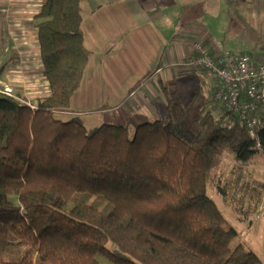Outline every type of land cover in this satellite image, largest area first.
<instances>
[{
    "label": "trees",
    "instance_id": "trees-1",
    "mask_svg": "<svg viewBox=\"0 0 264 264\" xmlns=\"http://www.w3.org/2000/svg\"><path fill=\"white\" fill-rule=\"evenodd\" d=\"M83 2L45 0L34 17L49 94L33 107L0 98V264H257L231 247L208 189L240 220L258 212L264 183L247 166L264 154V120L248 129L215 92L182 103L163 85L164 119L66 118L90 56Z\"/></svg>",
    "mask_w": 264,
    "mask_h": 264
},
{
    "label": "crops",
    "instance_id": "crops-1",
    "mask_svg": "<svg viewBox=\"0 0 264 264\" xmlns=\"http://www.w3.org/2000/svg\"><path fill=\"white\" fill-rule=\"evenodd\" d=\"M44 2L0 0V82L34 106L50 92L34 25ZM175 6L198 13L181 27L168 26ZM81 11L90 56L66 118L106 115L116 125L164 119L161 86L173 97L178 79L193 78L199 84L194 92L210 97L217 80L188 64L195 41H204L213 54L253 49L255 59L264 60V0H84Z\"/></svg>",
    "mask_w": 264,
    "mask_h": 264
},
{
    "label": "built area",
    "instance_id": "built-area-1",
    "mask_svg": "<svg viewBox=\"0 0 264 264\" xmlns=\"http://www.w3.org/2000/svg\"><path fill=\"white\" fill-rule=\"evenodd\" d=\"M193 44L189 66L206 71L217 80L215 100L228 112L237 113L245 126L254 130L264 120V60L229 50L213 54L204 41ZM4 96L19 100L10 86L0 82V98Z\"/></svg>",
    "mask_w": 264,
    "mask_h": 264
},
{
    "label": "rangeland",
    "instance_id": "rangeland-1",
    "mask_svg": "<svg viewBox=\"0 0 264 264\" xmlns=\"http://www.w3.org/2000/svg\"><path fill=\"white\" fill-rule=\"evenodd\" d=\"M174 5V4H173ZM175 5H178L175 3ZM189 3H186V6L188 8ZM176 7V6H175ZM186 7H181L178 9L176 7L174 12H170L169 15H167V18L169 22H167L166 25L172 26V27H181L186 24V19L189 17H193L197 15V10H194L191 12ZM192 14V15H190ZM163 26L162 23L159 25V28ZM228 28V26L226 27ZM236 53H239V51L233 50ZM252 52L254 50L246 51L245 53H248L252 55ZM9 86V85H8ZM199 87V84L197 81H195L193 78L191 79H178L175 81V83H172L171 86V93L173 92V99L175 101H180L182 103H186L188 100L192 98V95L195 90H197ZM12 89V88H11ZM195 115V109H192L187 114V122L184 124V127L186 130L192 129V122H193V116ZM61 117V116H57ZM160 120V119H159ZM82 123L85 125L86 128L92 129L93 127H97L100 125H103L105 123L113 124L114 121L111 117H107L106 115L103 116H97L92 115V117L87 120L82 118ZM130 124H137L133 120V122H130ZM119 125V124H118ZM117 125V126H118ZM236 162L234 159V156H226L223 162V166L227 169H232L233 166H235ZM248 173L256 180H260L264 183V154L259 152L257 153V156L254 158L253 161L249 163L247 166ZM209 196L213 199L216 206H218L221 214L223 215V218H225V225L230 227L233 230H236V236L232 240L231 247L234 248L238 244H243L247 249H249L252 254L254 255V258L256 260L257 264H264V203L259 207L258 212L251 216L250 219L247 221L240 220L238 217H236L235 214L232 213L229 207L224 205L221 200V196H219L217 193L212 191L211 189H208ZM99 261L102 264H109L106 261H103L101 258H98Z\"/></svg>",
    "mask_w": 264,
    "mask_h": 264
},
{
    "label": "bare ground",
    "instance_id": "bare-ground-1",
    "mask_svg": "<svg viewBox=\"0 0 264 264\" xmlns=\"http://www.w3.org/2000/svg\"><path fill=\"white\" fill-rule=\"evenodd\" d=\"M20 100V99H19Z\"/></svg>",
    "mask_w": 264,
    "mask_h": 264
}]
</instances>
